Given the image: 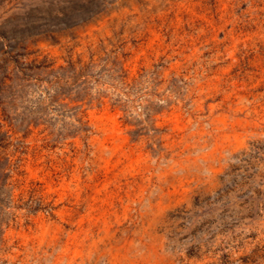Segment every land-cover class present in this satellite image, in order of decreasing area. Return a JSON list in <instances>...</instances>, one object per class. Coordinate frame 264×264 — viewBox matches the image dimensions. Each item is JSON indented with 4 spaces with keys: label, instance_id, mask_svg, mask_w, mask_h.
I'll return each instance as SVG.
<instances>
[{
    "label": "rangeland",
    "instance_id": "374dc122",
    "mask_svg": "<svg viewBox=\"0 0 264 264\" xmlns=\"http://www.w3.org/2000/svg\"><path fill=\"white\" fill-rule=\"evenodd\" d=\"M19 54L129 78L59 115L64 140L0 109L19 167L0 264H264V0H0V63Z\"/></svg>",
    "mask_w": 264,
    "mask_h": 264
},
{
    "label": "trees",
    "instance_id": "16d2710c",
    "mask_svg": "<svg viewBox=\"0 0 264 264\" xmlns=\"http://www.w3.org/2000/svg\"><path fill=\"white\" fill-rule=\"evenodd\" d=\"M89 17L85 20H90L92 16L99 14L100 7L90 10ZM79 23H73L71 26H76ZM46 32H54L48 29ZM41 33H34L31 36H38ZM10 56V52H5ZM26 56V55H25ZM29 56H31L29 54ZM22 55L19 54L16 58L11 57L14 61L11 63H0V109L6 121L16 127L23 128L29 134H33L35 130H41V134L47 137H54V141L66 139V134L59 131L56 135V122L59 121V115L65 119L68 115H79L80 111H84V105L88 102L93 104L94 101L102 103V100L107 95V91L99 89V86L104 87L107 80L126 83L129 76L125 70V66L116 61L109 66V61L99 66L93 60L90 63L82 61H69L68 66L58 65L54 59L49 57L23 61ZM21 87L22 91H19ZM14 91L12 94V104L15 105L18 99L27 101L28 105L23 109V113L16 117H11L9 111H18L16 107L9 109L6 104L5 93L8 90ZM40 91L34 98L36 91ZM69 100L72 103H81L72 109L69 108V103H64ZM119 101H115L114 104ZM49 111H64L58 113V116L51 117ZM69 111V112H68ZM70 111H74L70 113ZM81 132H89L85 129L83 118H79ZM83 128V129H82ZM139 131L134 135H138ZM12 138L7 132H4L0 126V154L12 146ZM19 167L12 164L10 157L4 156L0 159V243L4 242V227H9L11 214L8 212L15 206L14 197V178ZM19 175V174H18ZM25 209L30 212H43L52 219L56 218V213L59 206L55 201L39 203L30 201L23 204ZM21 206H18V209ZM15 218L12 220L14 221Z\"/></svg>",
    "mask_w": 264,
    "mask_h": 264
}]
</instances>
